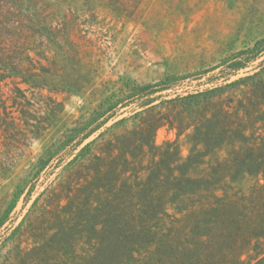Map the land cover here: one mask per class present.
<instances>
[{
	"label": "rangeland",
	"instance_id": "obj_1",
	"mask_svg": "<svg viewBox=\"0 0 264 264\" xmlns=\"http://www.w3.org/2000/svg\"><path fill=\"white\" fill-rule=\"evenodd\" d=\"M262 141L264 0H0V264H173L207 204L264 195L235 166ZM175 153L221 181L156 195Z\"/></svg>",
	"mask_w": 264,
	"mask_h": 264
},
{
	"label": "trees",
	"instance_id": "obj_2",
	"mask_svg": "<svg viewBox=\"0 0 264 264\" xmlns=\"http://www.w3.org/2000/svg\"><path fill=\"white\" fill-rule=\"evenodd\" d=\"M143 89V88H141ZM198 135V129L197 133ZM212 140H204V146L209 150L213 145ZM176 157V153L174 154ZM167 156L163 155L162 159ZM179 159L176 157L169 163V166L176 165ZM186 166L190 167L197 163L194 157H189L186 160ZM161 163V162H160ZM236 167L246 169L250 174L251 171H257L261 173L262 179L264 180V141L260 142L256 147H253L247 155L243 158ZM233 166V167H235ZM183 165H176L173 170L181 172L180 175L171 176L172 178L163 177L158 172V175L152 176L154 178L157 192L156 195H161V189L163 185L167 183L168 190L170 192L169 199L175 200L179 196L185 197V200L190 198H199L203 196L202 193H207L210 186L217 184L221 181V176L211 175L208 177H187L183 174L185 168ZM174 172L172 173V175ZM237 175V174H236ZM236 175H232L231 179H234ZM149 178V179H150ZM166 179V180H165ZM185 200L181 201L184 204ZM237 202L231 200L213 201L210 205L207 204L206 208L199 211L196 215L194 224L193 237L199 242H194V238H188L185 241V251L183 257L180 258L178 252L173 255V264H264V242H256L251 246L253 240H264V195H257L247 202ZM240 203V204H238ZM195 206L196 204H188ZM205 206V203H202ZM189 207H180L177 209L178 213H182L185 210H189ZM132 212H126V216H133L137 219L140 231L134 228L135 221L126 220V224L130 225V232L135 233L137 242L141 243L147 237L149 233V227L147 224L150 220H153L158 214H165L168 216L161 206L156 207H141L138 210H130ZM146 225V226H145ZM187 236L184 238V240ZM223 239L228 242V246L225 250L219 248V250L213 248L215 244L214 240ZM221 239V242L223 240ZM139 240V241H138ZM210 241L213 242L212 250L209 249ZM201 246V247H200ZM247 248L252 251L254 255L248 257V261L241 260L240 255L244 253ZM246 250V251H247ZM245 251V252H246ZM160 253V252H159ZM162 257L164 254L161 255ZM161 257V258H162ZM161 259L156 260V264L161 263Z\"/></svg>",
	"mask_w": 264,
	"mask_h": 264
}]
</instances>
